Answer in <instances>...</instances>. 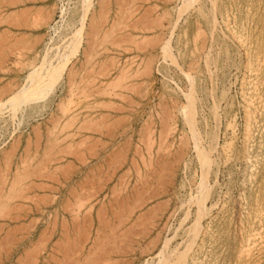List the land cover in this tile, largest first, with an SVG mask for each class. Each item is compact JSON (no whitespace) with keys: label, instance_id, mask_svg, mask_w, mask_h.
<instances>
[{"label":"rangeland","instance_id":"obj_1","mask_svg":"<svg viewBox=\"0 0 264 264\" xmlns=\"http://www.w3.org/2000/svg\"><path fill=\"white\" fill-rule=\"evenodd\" d=\"M74 1L0 0V102ZM84 26L0 129V264H264V0H92Z\"/></svg>","mask_w":264,"mask_h":264},{"label":"bare ground","instance_id":"obj_2","mask_svg":"<svg viewBox=\"0 0 264 264\" xmlns=\"http://www.w3.org/2000/svg\"><path fill=\"white\" fill-rule=\"evenodd\" d=\"M74 2L75 3H74L73 9H74V15L76 18L74 20L73 19L70 20L71 19L70 17H69L70 19L66 17L65 21L61 19L63 20V25L61 24V26L57 28V34L55 33L56 34L55 41H53L50 47L47 50H45L46 53L40 57V60H38V63L34 67H32V70L28 72L26 76H24L23 84L21 85V87L18 88L15 92L8 95L5 99H3L2 102H0V129L4 127V125L7 123L8 120H13L15 118V116L17 115L16 112L19 109L23 108L24 110V108L30 104L39 103L47 99V97L54 91V88L59 84L60 79H61L59 75L60 72L62 71L63 68H65L69 59H71V57L76 53V51L79 48L80 39L84 34L85 21L88 17V13H89V10L92 4V0H75ZM61 13H63L64 15L66 14L63 11H61ZM64 15L63 17L62 16L61 17L64 18ZM89 36L91 35L89 34ZM90 50L91 49H89V52ZM68 73H69V69L65 77H67ZM194 138H195V135H194ZM194 146H195L196 155L199 158L201 162L200 164H202L201 166L203 169L205 166V163H204L205 153L201 151L197 143H195Z\"/></svg>","mask_w":264,"mask_h":264}]
</instances>
